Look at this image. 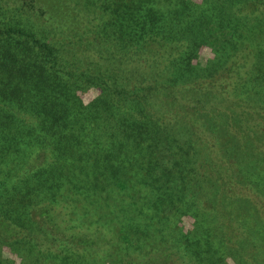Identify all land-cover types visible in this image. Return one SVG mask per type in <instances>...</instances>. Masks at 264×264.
<instances>
[{
    "label": "trees",
    "instance_id": "trees-1",
    "mask_svg": "<svg viewBox=\"0 0 264 264\" xmlns=\"http://www.w3.org/2000/svg\"><path fill=\"white\" fill-rule=\"evenodd\" d=\"M103 6L89 39L0 24V264H264V0Z\"/></svg>",
    "mask_w": 264,
    "mask_h": 264
},
{
    "label": "rangeland",
    "instance_id": "rangeland-1",
    "mask_svg": "<svg viewBox=\"0 0 264 264\" xmlns=\"http://www.w3.org/2000/svg\"><path fill=\"white\" fill-rule=\"evenodd\" d=\"M29 1L31 0H0V24L3 22V24L11 23L21 27L31 28L35 26L41 29L42 27H49L56 22L60 23L59 17H61V21H63L62 24H64L68 30L74 29V32H61L62 36L73 33L75 36H78V38L87 37L88 39L94 32H102L103 29L108 28L103 27L106 25V20L108 18L106 8L103 6L104 0H68V3H66L65 0H32L36 2L35 8L32 7ZM253 1L255 0H251V3ZM67 7H71L72 11L68 12ZM43 13L45 14L41 17L40 15ZM114 32V36L112 37L113 41L116 45H119L121 42L116 28H114ZM124 42L129 43V38H124ZM88 54L92 56L93 52H88ZM78 94L84 103H88L98 96V92L94 88L80 90ZM71 209L72 206L63 207L58 210L60 211L61 217L60 223L67 234H77L81 230L73 227L74 221L70 222ZM73 210L79 213L81 209L73 206ZM84 217L87 216L85 215ZM90 221L91 220H88V223ZM0 248L2 252L3 249L2 247ZM147 248L148 245H146L144 250ZM136 253L140 252L134 248H126L124 245L114 241L108 244L101 243L93 249L84 250L82 259L90 261V264H110V259L114 261L111 264H123L129 258L133 257L132 259H134ZM2 254L4 257L9 256L6 251H3ZM193 262L197 264L195 261ZM181 264L188 263H183L181 261Z\"/></svg>",
    "mask_w": 264,
    "mask_h": 264
}]
</instances>
